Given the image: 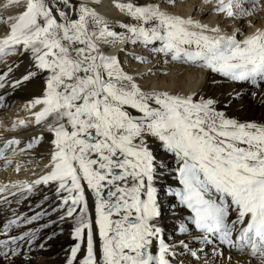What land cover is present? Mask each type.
<instances>
[{"label": "snow or ice", "instance_id": "6c2138e0", "mask_svg": "<svg viewBox=\"0 0 264 264\" xmlns=\"http://www.w3.org/2000/svg\"><path fill=\"white\" fill-rule=\"evenodd\" d=\"M177 4L0 0V111L34 89L0 120V166H32L0 184V264H33L65 225L61 264H264V0ZM172 64L202 85L146 82Z\"/></svg>", "mask_w": 264, "mask_h": 264}, {"label": "bare ground", "instance_id": "6f19581e", "mask_svg": "<svg viewBox=\"0 0 264 264\" xmlns=\"http://www.w3.org/2000/svg\"><path fill=\"white\" fill-rule=\"evenodd\" d=\"M99 4V11L105 14L110 19H121L122 14L119 12V10L114 6L117 0H97ZM200 3V0H178L177 4V10L182 12H189L192 11L193 5H198ZM206 20L214 21L215 17L206 16ZM230 23V22H226ZM259 23H264V14L261 15L259 18ZM115 51V49H113ZM136 51H139V49H136ZM123 59V55L121 56ZM17 57H10L9 61H15L17 60ZM129 62L131 63L133 68L137 67V64L135 61L131 60V57H129ZM156 61L153 60L151 62V65H144L140 67V70H144V68L150 67L152 65H155ZM3 65L0 64V68H2ZM23 71V65H21V68L19 71L16 72L17 75H19V72ZM154 71H157L159 75L157 77H154L151 79L150 82L152 84H159L161 86L167 87L172 90H195L199 88L204 80L205 73L187 66V65H180V64H172L170 66L165 67H159L154 68ZM164 73H167V75H164ZM225 89H228L229 87H232V85H225ZM34 91V89L31 86L25 87L21 90H19L12 98L13 104L7 111H0V120H8L9 118H14L17 114L24 116L25 113L22 111H18L19 106L24 102L25 99L29 97V95ZM4 129L0 128V133H3ZM29 168L28 171H22L19 177H17V174L14 173L11 169L4 170L2 166H0V184H7L11 180L19 178H31V167L27 166ZM37 174H40L39 168L36 169ZM41 196V193L35 192L31 194L30 199L24 200L21 202L19 206H16L13 203V207H18L19 211L26 212L28 210L29 204H35L38 203L39 198ZM9 199H12L9 197ZM8 205H5L3 203H0V221L4 219L5 214L7 213ZM166 223L168 224L169 228H171L173 223H179V221H172L167 220ZM69 238L67 236V226L65 225V234L60 236L58 240L53 242V245L50 250L46 251H39L37 250L35 255L31 256L33 264H61V261L63 259L64 253L61 250L63 248L68 247Z\"/></svg>", "mask_w": 264, "mask_h": 264}]
</instances>
